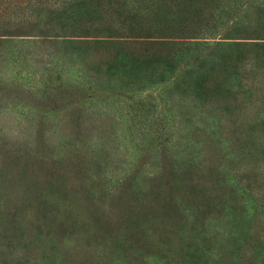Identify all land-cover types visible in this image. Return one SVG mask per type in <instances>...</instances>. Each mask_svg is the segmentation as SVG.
I'll return each instance as SVG.
<instances>
[{"label":"trees","instance_id":"16d2710c","mask_svg":"<svg viewBox=\"0 0 264 264\" xmlns=\"http://www.w3.org/2000/svg\"><path fill=\"white\" fill-rule=\"evenodd\" d=\"M30 45L41 54L24 53ZM0 57L11 64L33 58L61 76L66 88L35 91L32 103L65 101L58 106L68 133L58 140L67 138L78 168L74 184L61 173L40 185L22 156L0 143V183L16 168L20 201L43 200L59 220L116 246L121 264H264V78L256 74L264 65V0H0ZM86 86L156 92L143 120L144 131L157 132L153 145L139 150L129 138L127 162L117 156L125 142L81 151L92 119L71 106ZM96 107L105 118L112 108ZM9 240L0 237V264H19Z\"/></svg>","mask_w":264,"mask_h":264},{"label":"rangeland","instance_id":"374dc122","mask_svg":"<svg viewBox=\"0 0 264 264\" xmlns=\"http://www.w3.org/2000/svg\"><path fill=\"white\" fill-rule=\"evenodd\" d=\"M34 39L38 40L39 38L35 37ZM11 46L13 51L24 47V45ZM33 50H36L35 55L41 54L42 51L36 49L34 45H30L29 49L24 50V53H28L30 56ZM32 60L33 58L26 59L22 63L19 61L16 64H11L5 58V61L0 62L1 85H5L2 93L8 98L3 106H1L3 102L0 103V143L7 151H10L9 156L14 153L22 156L21 164L32 168L31 170L40 185H44L46 181H51V177L61 173H67L70 179L66 181L74 184L75 180L71 178L78 175V168H75L73 159L75 152L71 151L72 146L65 144L68 142L65 136H61L60 142L58 140L59 135L68 133L63 123L64 120L60 117L62 112L59 111L65 101L53 98L47 100L43 106L32 103L33 98L36 97L35 91L57 95L60 90L66 87L59 86L61 76L58 77L49 65H45L48 70L44 71L42 64L37 66ZM31 72H36V74L32 76ZM256 74L259 80L264 78V65L257 66ZM62 76L65 80L61 79V81L66 82L71 79L69 75ZM18 77L23 79L17 80ZM84 90L77 101V106H71L84 108L85 112L90 111L89 116L92 119V122L83 126L84 133L89 135L90 143H81V151H86V145H92L98 141L108 144L113 147L112 149L118 146L117 141L125 142L127 148L123 150L119 148V151L117 149V156L119 160L127 162L128 157L125 154L132 151L129 138L134 141L139 150H143L150 144L153 145L157 132L154 129L144 131L143 127L147 121L143 120L147 118V114H150L148 110L156 101V92L142 91L115 95L112 91H97L95 89L86 91L87 86ZM116 92L120 93L118 90ZM64 96L69 100L66 93ZM240 100L244 101L243 96L240 97ZM98 102L110 103L112 106L110 111H103L108 113L106 118L104 115L96 116ZM74 109L78 111V109ZM26 110L31 111L34 115L32 119H25L23 114ZM67 110L65 109L63 112ZM92 123L94 124L92 125ZM97 126L99 129H93ZM109 126H112L113 130ZM36 129L41 132L40 138L35 135ZM96 134L98 136H95ZM109 135H115L117 139L115 143L110 141L112 136ZM114 158L115 155L110 156V159L114 160ZM7 172L3 183H0V237L10 239L8 246L12 249V259L19 264H40L41 261H44L43 264H50V260L53 263V258H48V256L55 255V260L58 259L64 264H80L84 259L88 264H101V261L104 263L106 260L107 264H121L122 256L114 250L116 246L109 247L99 239H92L88 233L80 229L81 225L73 224L74 221L59 220L53 215V209L43 200L37 201L34 198L30 203L20 201L18 196L21 194V188L12 183V177L16 176L18 170L11 168ZM9 177H11L13 186H9L7 182ZM77 210L80 209L77 208ZM82 219L83 216L80 221ZM13 238L14 241H12ZM3 241L5 243L6 240ZM143 251V258L150 263V259L145 255L147 253L144 249ZM129 256H132L131 251H129ZM3 258L4 254L0 253V263Z\"/></svg>","mask_w":264,"mask_h":264}]
</instances>
